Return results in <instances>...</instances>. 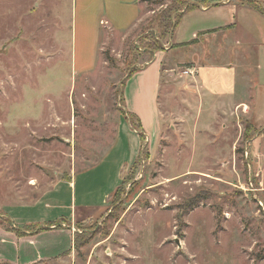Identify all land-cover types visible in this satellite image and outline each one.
Instances as JSON below:
<instances>
[{"label":"rangeland","instance_id":"374dc122","mask_svg":"<svg viewBox=\"0 0 264 264\" xmlns=\"http://www.w3.org/2000/svg\"><path fill=\"white\" fill-rule=\"evenodd\" d=\"M144 3L148 19L130 32L140 12L109 9L106 0H0V213L9 220L40 218L43 210L21 200L57 180L78 173V194L83 180L94 190L105 182L79 174L104 160L124 121L121 85L153 57L143 41L149 21L180 4ZM185 48L163 42L161 52L173 51L164 69L173 71L162 90L158 144L143 140V156L105 213L76 229L73 258L53 264H264V194L252 145L264 124L253 130L242 109L233 121L211 118ZM230 74L219 81L232 82ZM248 91L253 101L255 89ZM197 197L203 201L184 213Z\"/></svg>","mask_w":264,"mask_h":264},{"label":"crops","instance_id":"0c3cea01","mask_svg":"<svg viewBox=\"0 0 264 264\" xmlns=\"http://www.w3.org/2000/svg\"><path fill=\"white\" fill-rule=\"evenodd\" d=\"M191 2L194 3L195 0ZM106 3L109 9L122 6L128 7L130 12L131 9L140 12L134 23L129 26L130 32L144 23L149 14L144 0H106ZM210 30L216 31L200 35ZM188 33L190 36L186 37ZM196 38H198L197 44L185 46L184 51L187 54L183 59L193 65L196 64L190 70L195 72L193 78L198 80V83V78H201L197 88L201 100L208 101L209 107L206 112L209 116L212 118L213 114L216 117L223 114L224 120L233 121L242 109L244 115L250 116L256 128L263 126L264 16L233 0H215L208 6L200 4L198 9L184 15L170 39L172 44L177 45ZM226 50L232 51L234 56H226ZM243 50L246 56L242 54ZM172 53L173 51L170 50L151 54L153 55L151 60L143 67H139L121 85L124 121H119L116 136L105 153L104 160L87 167L79 174V178L100 175V180L103 179L105 182L94 190L87 184L88 180H83L78 194L77 173L67 180L60 179L53 182L35 199L23 198L21 203L27 207V210L41 209L44 212L40 218H34L33 221L31 219L21 221L13 217L11 221L14 227L24 232L22 236L0 224V264H53L68 260L64 258L66 254L69 255V259L73 258L72 251H74L78 226L105 213L124 180L126 170L142 155L145 144H142L140 131L132 126V118L129 115H132L134 122L140 124L141 132L148 143L156 146L161 138L162 123L166 117L161 109L162 90L168 85L169 75L173 71L164 67L167 57H171ZM198 63L202 65L198 66ZM225 72L230 77L232 72V82H226L221 77L219 81L218 75ZM251 88L255 89L254 100L248 101L246 93H249L248 90ZM249 105L252 106L251 112ZM215 119L217 120L214 117ZM201 127V130H207L209 125L205 123ZM252 145L255 156L258 157L257 164L261 165L259 183L264 194V152H261L264 147V136ZM114 151L116 157L110 161ZM117 151H123V157L119 158ZM125 156L127 164L123 162L126 160ZM120 161L123 162L122 165ZM123 166L127 167L122 170ZM67 184L70 193L69 196H63ZM14 190L16 196H19V191H16V188ZM65 197L68 199L67 203L64 202ZM62 209L65 213L66 210L68 211L67 216L58 213ZM0 217L6 216L0 213ZM30 227L35 228L34 233L25 230ZM39 227L45 230L37 232Z\"/></svg>","mask_w":264,"mask_h":264},{"label":"trees","instance_id":"16d2710c","mask_svg":"<svg viewBox=\"0 0 264 264\" xmlns=\"http://www.w3.org/2000/svg\"><path fill=\"white\" fill-rule=\"evenodd\" d=\"M178 1L180 2V4L178 6L176 4V7L172 8L173 9L172 11L171 10L166 11V12L160 14L159 16H156L154 19H151L149 21L148 30H150V32L143 39V41L146 42L144 49L147 53L154 54L155 52L163 51V42L166 41L168 39V37H170V34H171L174 26H175V28H174V32H175L176 28L181 23L184 15L191 12V11L198 9L200 4H203L206 6V2L200 1V0H195L194 3L191 2V0H177V3H178ZM237 3L241 4L243 6H247L251 9H254L255 11L264 15V9L258 3V1H255V0H237ZM174 14H176V15L173 16ZM151 30H157V33H154ZM214 31H216V30H210L208 32H203L200 35H203L206 33H212ZM174 32H173V34H174ZM197 43H198V38H196V39H194L188 43L182 44V45L183 46H191V45H195ZM106 57H107V60L110 61V63H113L114 59L111 58L109 56V54H107ZM136 71L137 70L132 71L130 75H132ZM122 112L124 113V111H122ZM129 116L133 120L132 115H129ZM133 121H132V125L134 126V129H136L137 131H140L141 140L143 141L144 139H146V137L141 132L140 124L138 125L136 123L137 124L136 125L135 122H133ZM250 127L256 131V128L254 127L253 124L250 125ZM247 139H249V138L247 137ZM240 151L241 150H238V152H240ZM142 156H143V154L141 155V157ZM202 201L203 200H201L200 197L195 198L186 206V208L184 209V213H188V211L192 210L195 207V205L201 203ZM0 224L2 226H5L8 230L15 232L19 236L24 235V232L21 231L20 229H17L16 227H14L13 222L6 217H0ZM25 230L31 231L32 233H34L35 228L30 227L28 230L27 229H25ZM43 230H45V228L39 227L37 229V232H40ZM78 238H79L78 235L75 236L74 245L76 243V240H78Z\"/></svg>","mask_w":264,"mask_h":264},{"label":"water","instance_id":"95a60500","mask_svg":"<svg viewBox=\"0 0 264 264\" xmlns=\"http://www.w3.org/2000/svg\"><path fill=\"white\" fill-rule=\"evenodd\" d=\"M174 28H175V26H174ZM174 28L172 29V32H171V34H170V38H171V37H172V35H173ZM263 130H264V128H263L262 130H260V131H259V133H261ZM143 148H145V145H144V147H143Z\"/></svg>","mask_w":264,"mask_h":264}]
</instances>
